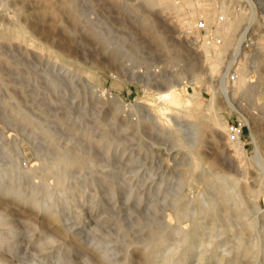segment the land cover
<instances>
[{
	"label": "rangeland",
	"instance_id": "obj_1",
	"mask_svg": "<svg viewBox=\"0 0 264 264\" xmlns=\"http://www.w3.org/2000/svg\"><path fill=\"white\" fill-rule=\"evenodd\" d=\"M222 3L241 12L238 33L247 28L255 46L228 50L210 75L202 51L181 36L175 13L162 6L144 0H0V28L22 26L27 37L0 39V264H159L155 253L146 259L141 249L160 235L161 253L169 257L179 239L178 200L188 226L202 186L189 182L188 153L167 128L138 125L131 106L139 101L145 107L151 94L176 85L181 76V98L193 93L192 85L230 94L231 82L222 86V76L232 77L239 61L248 71L246 85L258 74L264 78V49L256 45L258 40L264 45V0H215L217 8ZM198 32L201 39L206 35ZM146 69L165 81L148 90L128 80L129 70ZM199 95L208 102L207 90ZM230 97L237 112L223 104L221 113L229 128L240 129L242 165L252 174L254 141L264 157V92ZM183 108L175 110L181 115ZM189 110L198 121L205 106L192 101ZM178 122L184 139L193 142L192 127ZM214 135L199 136L204 164L241 185L252 184V175L241 178L227 135ZM63 153L72 160L60 161ZM30 167L32 173L19 172ZM21 195L23 200L13 198ZM33 200L48 205L56 222L32 208ZM260 206L257 212L247 201L255 228L243 236L234 215L200 218L191 251L172 264H227L236 240L252 245L256 231L262 251L239 261L264 264V195ZM202 247L208 251L200 258Z\"/></svg>",
	"mask_w": 264,
	"mask_h": 264
},
{
	"label": "bare ground",
	"instance_id": "obj_2",
	"mask_svg": "<svg viewBox=\"0 0 264 264\" xmlns=\"http://www.w3.org/2000/svg\"><path fill=\"white\" fill-rule=\"evenodd\" d=\"M144 1L149 4L150 7L162 6L164 9L170 12L173 11L175 13L178 28L183 34L181 36L187 37L188 40H190L196 46V49L198 48L202 51L204 57L203 62L207 66L210 75L217 73L218 65L228 50L233 49L235 52H239L245 43H247L245 47L252 45L255 46V44L251 43L250 39L248 38L247 28L244 29L241 34L238 33V26L241 22V12L233 10L230 5L222 3L220 5L221 7L217 8L215 5V0H210V2H205L204 0ZM219 12L222 13L225 18H220ZM200 15H202L203 21L197 20ZM210 27L213 28V31H210L209 33L207 31ZM200 30H206V35L203 36L202 39L200 38V35L197 34ZM25 34L26 32L22 26H6L4 28H0V39H16L20 42H26L27 37ZM217 37L221 39V44L216 42ZM194 42L198 43L195 44ZM256 45L259 46L258 49H264L263 43L259 40L256 42ZM236 65L237 66L234 75L227 78L225 73L223 74L221 80L222 86H226L227 81L231 82L229 88L231 89V95L243 91L248 96L254 97L264 92V78L262 75L258 74L257 79L253 81V83L246 85L245 79L248 72L246 66L240 61L236 63ZM253 68L254 70H258L257 65H255ZM157 72L158 71L155 73L154 71V73H152V70L149 71L148 69L145 71L129 70V72H127V78L133 83H139L143 89L149 90L151 89V86L154 85V82L159 83L165 81L163 80V77L158 75ZM182 79L183 76L179 78V82L176 85L169 84L168 81H166V84H169H167L168 88L164 89L165 91L157 89L159 91L150 95L151 98L145 107L140 105L139 101L133 102V105L131 106V111L137 117L136 122L138 125L146 124L152 125L154 127L159 125V127L163 129L167 128V134L175 139L178 146L185 149L188 153L189 182H195L202 186L199 199L196 198L194 201L195 221H192L188 226L183 225V216H181L182 214L179 210L181 200H178L175 217L178 223L176 232L179 235V239L171 247L169 257L161 253L165 243V238L162 235H160L154 242L147 244L141 249V253L144 255V257H146V259H149L151 255L155 253V256H157L155 259H159V264H172L174 257L178 255H185L188 251H191L194 236L199 230L198 220L200 218L207 217L216 220L218 219L219 213L223 212L226 217L234 215L238 219V229L241 236H243V234H245L247 231L254 229V221L250 220L247 216V201L252 202L255 205L257 212H259L261 209L260 198L261 195H264V178H262L264 173L261 171L262 168H264V157L260 154V151L256 146V142L254 141L255 158L253 161L254 165L252 174L244 168L242 161L246 158V154L240 139V129L236 130L229 128L224 115L221 113V106L223 104L237 112V110L234 108V103L229 92L227 93V90H223L221 92V96H219L215 90L211 91L208 86H205L203 89H200L207 90V93L209 94V100L204 104V102L201 100V96L199 95L200 90H197L195 85H192L193 93L188 94V96L185 98H181L179 94V86L182 84V82H184ZM194 80L197 81L198 78H194ZM186 82L189 83L190 81ZM110 95V97L114 99L117 104H123V101L119 97H116L112 94ZM192 101L198 107L205 106V112L198 121L192 119V114L189 110ZM175 107H184L183 110L185 108L186 109L184 110V113L180 115L178 110H175ZM170 119H173V122ZM180 119L186 120L188 125L194 130L193 133L195 139L193 142H190L189 140L188 142L184 139L182 134L183 127L178 122ZM206 131H208L213 136H215V133L216 135H220L221 133L227 135L226 143L229 149L233 151L234 156L239 159L237 167L239 171H241V178H246V176L252 175V184L244 182V184L241 185L240 179L222 174L214 167L204 164V158L198 151L197 143L200 139L199 136H201V134ZM59 160L68 162L72 159L66 153H63ZM229 160L231 161L232 158ZM23 170L24 171L19 169V172H33L31 167L28 169L25 168ZM230 184L233 186L232 192H229L228 190ZM210 189H212V193L215 194V198L212 197ZM13 198L16 200H23L25 197L21 195ZM191 203L193 202L191 201ZM29 205L32 208L42 210L46 216L52 220V222H56V215H54V212L51 211L48 205H42L35 200L30 201ZM256 232L257 239L252 245H247L243 241V237H239L236 240L234 247H232V250L228 252L229 255H227L228 258L226 259L227 264H241L239 261L241 257L247 258L249 256H253L256 253L254 252L255 250L257 252L262 251V247L260 245L262 234H260L258 231ZM0 245L1 247L4 246L2 243H0ZM207 251L208 248L202 247L199 251V257H203ZM178 264L185 263L184 261H180Z\"/></svg>",
	"mask_w": 264,
	"mask_h": 264
}]
</instances>
